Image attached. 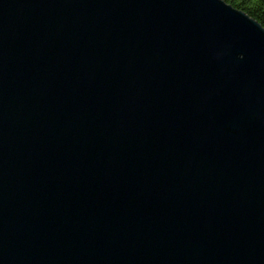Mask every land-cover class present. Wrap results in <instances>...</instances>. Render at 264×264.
I'll return each instance as SVG.
<instances>
[{"label":"water","instance_id":"95a60500","mask_svg":"<svg viewBox=\"0 0 264 264\" xmlns=\"http://www.w3.org/2000/svg\"><path fill=\"white\" fill-rule=\"evenodd\" d=\"M0 264H264L263 25L0 0Z\"/></svg>","mask_w":264,"mask_h":264},{"label":"trees","instance_id":"16d2710c","mask_svg":"<svg viewBox=\"0 0 264 264\" xmlns=\"http://www.w3.org/2000/svg\"><path fill=\"white\" fill-rule=\"evenodd\" d=\"M234 8L244 11L264 27V0H224Z\"/></svg>","mask_w":264,"mask_h":264}]
</instances>
